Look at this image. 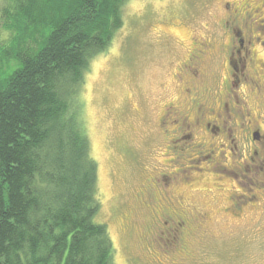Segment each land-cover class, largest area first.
Listing matches in <instances>:
<instances>
[{
    "label": "trees",
    "instance_id": "trees-1",
    "mask_svg": "<svg viewBox=\"0 0 264 264\" xmlns=\"http://www.w3.org/2000/svg\"><path fill=\"white\" fill-rule=\"evenodd\" d=\"M128 0H0V264H116L79 90Z\"/></svg>",
    "mask_w": 264,
    "mask_h": 264
},
{
    "label": "rangeland",
    "instance_id": "rangeland-1",
    "mask_svg": "<svg viewBox=\"0 0 264 264\" xmlns=\"http://www.w3.org/2000/svg\"><path fill=\"white\" fill-rule=\"evenodd\" d=\"M225 1L243 12L253 3L261 8L259 20L264 19L263 0H128L123 27L110 47L91 60L84 74L78 93L98 166L101 207L97 219L109 228L116 264H264V198L259 200L260 206H245L235 215L225 210L227 198L223 191L211 189L213 183L199 193L187 189L190 197L185 204L207 216V222L187 236L183 247L178 242L165 245L154 240L150 251L144 239L149 216L136 200L146 174L143 168L167 171L171 164L198 158L184 156L178 142L170 143L163 152L157 119L163 106L176 96L174 73L184 54L183 45L194 32L205 35L215 28ZM257 25L260 27L252 35L264 41V22ZM254 51L264 61V45H255ZM206 81L212 83V77ZM166 158L177 163L169 164ZM227 165L221 162L218 168L224 178ZM237 174L241 186H236L242 193L261 196L264 167L250 165L248 172ZM205 175L211 176V172ZM193 176L204 177L198 170ZM242 195L250 197L237 196Z\"/></svg>",
    "mask_w": 264,
    "mask_h": 264
},
{
    "label": "flooded vegetation",
    "instance_id": "flooded-vegetation-1",
    "mask_svg": "<svg viewBox=\"0 0 264 264\" xmlns=\"http://www.w3.org/2000/svg\"><path fill=\"white\" fill-rule=\"evenodd\" d=\"M247 7L243 12L225 1L215 28L205 35L194 32L183 45L184 54L174 73L176 96L163 106L157 127L165 146L163 152L170 143L178 142L184 156L198 158L171 164L174 168L169 166L167 171L142 169L146 174L136 200L149 216L144 236L148 250L154 240L165 245L178 242L179 248L183 247L194 229L204 227L207 216L185 204V198L190 197L187 189L199 193L213 183L211 189L223 191L227 198L229 206L225 210L235 215L245 206H260L259 200L264 198V190L261 196L251 197L236 186H241L236 182L238 171L243 175L250 165L264 167V61L254 51L255 45H264V41L252 35L264 19L259 20L260 7L253 3ZM209 77L212 83L206 81ZM166 162L173 160L166 158ZM221 162L228 164L222 171L226 178L218 171ZM229 167L235 171H229ZM196 170L203 179L193 176ZM210 172L211 176L205 175Z\"/></svg>",
    "mask_w": 264,
    "mask_h": 264
}]
</instances>
